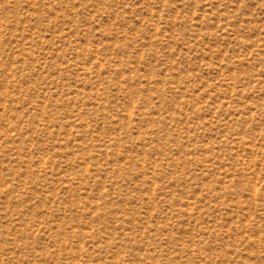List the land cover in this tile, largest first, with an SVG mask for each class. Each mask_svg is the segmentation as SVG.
I'll use <instances>...</instances> for the list:
<instances>
[{
	"label": "rangeland",
	"instance_id": "1",
	"mask_svg": "<svg viewBox=\"0 0 264 264\" xmlns=\"http://www.w3.org/2000/svg\"><path fill=\"white\" fill-rule=\"evenodd\" d=\"M0 264H264V0H0Z\"/></svg>",
	"mask_w": 264,
	"mask_h": 264
}]
</instances>
